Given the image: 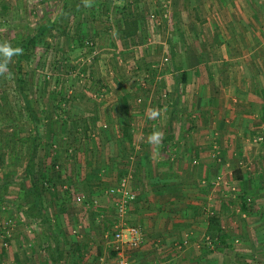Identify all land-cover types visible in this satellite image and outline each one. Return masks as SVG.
Instances as JSON below:
<instances>
[{
	"label": "rangeland",
	"instance_id": "374dc122",
	"mask_svg": "<svg viewBox=\"0 0 264 264\" xmlns=\"http://www.w3.org/2000/svg\"><path fill=\"white\" fill-rule=\"evenodd\" d=\"M90 3L88 7L85 0H65V5L63 0H0V42L8 41L12 46L20 43L58 14L61 16L60 23L65 26V30L57 35L53 30L54 35H50L48 44L33 48L30 60L22 64L27 72L21 75L26 80L24 94L36 122L24 107L16 76L8 68L0 75V242L3 247H11V239L15 238L12 233L15 234L13 230L17 224L25 221V226L34 228L30 221L22 217L32 198L28 193L30 178H40L43 174L47 189L43 195L49 197V190L58 194L59 188H55L54 182L60 181L61 171L71 172L77 163H81V156L79 158L76 150L88 145L94 149L100 146L96 137L113 124L110 117H113L114 103L119 104L121 112L117 124L135 128L140 126V120H134L135 114L129 113L130 108L141 110L144 119V103L147 100L153 98L165 103V100L181 99L188 104V107H183V110H188L187 127L192 125L196 129L197 124L193 121L197 120L207 132L210 128L199 116H202L201 106L208 105L210 101L213 106L214 100L218 102L224 94L220 88L225 83L222 74L228 62L206 55L196 57L194 48L206 51V45L187 42L188 35L184 30L191 32L192 29L175 23L176 0H90ZM182 13L179 12L180 16ZM128 21L133 22L136 33L124 37L122 31ZM79 37L83 44L79 43ZM210 68L214 72L212 76H208ZM184 72L187 75L180 94L172 87L177 84V79L182 81ZM216 84L218 90L215 89ZM168 107L167 102L163 109ZM122 111L129 114L123 115ZM130 115L133 117L129 118ZM126 118L132 123L128 124ZM252 126H255L254 129L246 133L249 138L245 136L244 140L252 148L249 150L258 152L257 159L241 163L242 159L237 154L233 157L237 160L236 166H242L239 170H242L240 174L246 175L245 179L239 180L236 170L231 172L217 166V173L211 182L218 198L214 203L215 209L206 206V214L222 213L224 232L228 237L225 243H213L206 235L197 239L196 253L207 251L200 254L202 261L211 259L212 264H264V117ZM93 139L94 144L90 142ZM216 142L212 144V149L220 163L223 153L218 144L221 142ZM232 146L235 149L234 143ZM98 153L99 149L91 153V157L88 156L90 168L93 163L97 168V162L103 155ZM115 172L112 170V177H115ZM73 174L76 175V172L73 171ZM52 175L54 182L53 179L50 181ZM97 180L91 179L92 182ZM253 183L255 185L251 187ZM69 187L73 186L68 182L61 185L63 192H69ZM84 189V192L89 189L90 196L91 191L93 196L96 195V187ZM76 197L85 199L76 198L75 202L87 201L85 193L80 192ZM89 204L87 220L78 227L86 233L83 241L95 246L103 261L111 259L113 264H118L117 253L120 250L111 249L113 245L121 246L109 225L113 213L99 210L96 203ZM242 204L246 206L245 210ZM46 206L49 214L52 204L47 202ZM221 209L225 211L221 212ZM59 211L63 213L60 207ZM67 221L69 223L70 219ZM84 226L87 229L81 228ZM50 227L52 230V225ZM78 232L71 233L75 237ZM4 242L7 246L3 245ZM70 242L76 243L73 239ZM141 243L142 240L131 246L130 252L122 249L127 252L123 255L130 259L131 264L135 263L133 256L139 253ZM181 247L180 252L189 250L186 244ZM98 254L97 258H94L96 254H92L91 260L100 258ZM152 254L156 264L166 258L161 259L154 252ZM184 256L187 258V255ZM172 257L171 254L167 258Z\"/></svg>",
	"mask_w": 264,
	"mask_h": 264
},
{
	"label": "crops",
	"instance_id": "0c3cea01",
	"mask_svg": "<svg viewBox=\"0 0 264 264\" xmlns=\"http://www.w3.org/2000/svg\"><path fill=\"white\" fill-rule=\"evenodd\" d=\"M179 12H183L181 16ZM173 19L179 27L192 29L191 32L184 30L188 35V43L206 45L207 52L194 48L197 58L206 55L228 62L222 74L225 80L220 88L224 91L220 96L222 99L218 102L214 100L213 106L211 101H207L208 105L201 106L202 116H199L210 129L207 132L203 130L197 120L193 121V124H197L196 129L192 125L187 127L188 110H183V107H188V104L184 100H165V103H159L153 98L144 103V119L141 110L137 111L138 108L134 107L129 109V113L135 114L134 120H140L139 127H129L127 124L120 127L117 120L120 121L121 112L119 104L114 103L113 117H110L113 124L108 130L100 131L96 137L100 146L94 149L88 145L76 150L79 158L81 156V163H77L71 172L62 170L60 181L54 182V176H49L50 181L53 179L56 184L55 188H59L58 194L49 190V197L42 196L45 215L52 230L51 227L48 229L44 226L40 218L31 217L23 210L22 217L30 221L34 228L25 226V221L17 224L13 230L15 234L12 233L15 238L11 239V247H3L0 242V264H113L114 260L111 259L103 261L102 254L97 253L95 246L93 248L90 243L83 241V235L86 234L83 229H78L80 223L87 220L89 202L96 203L99 210L105 213L114 214L109 222L114 231L118 225L123 229L134 225L141 229L142 243L139 253L133 256L134 264H156L152 252L161 259L166 256L159 264L213 263L211 259H200V254L207 251L199 249L196 253L198 246L195 242L205 235L208 218L206 206L216 208L214 203L218 192L211 182L217 173V166L231 172L236 170L238 179L244 180L246 175L240 174L242 166H236L234 154L242 159L241 163L257 159L258 152L249 150L252 148L244 137L249 138L246 133L254 129L255 126L252 125L261 122L264 117V0H176ZM186 75L184 72L182 81L177 79L174 88L171 86L180 94L183 92L182 83L185 82ZM212 75L214 72L210 68L208 76ZM215 89H219L217 84ZM167 102L168 109H163ZM151 108L160 111L157 118L148 117L147 110ZM122 113L129 114L126 111ZM129 118L126 121L131 124ZM154 130L163 133L159 146L147 142L148 135ZM217 140L221 142L218 145L223 153L220 163L212 149V144ZM90 142L94 144L95 139ZM232 143L236 145L235 149ZM98 149V155L101 152L103 155L98 158L97 168L95 163L90 168V155ZM112 170H116L115 177L111 176ZM119 171L122 173H118ZM123 177L127 178V186L136 196L127 205L123 217H119L116 203L120 196L106 193V190L115 186ZM94 178L99 180L94 181L96 184L91 181ZM67 182L74 188L69 187V192H63L61 185ZM254 185L253 183L251 187ZM86 187H96V195L93 196L94 192L90 190V196L89 189L84 192ZM78 192L87 195L86 202H75ZM91 197L95 199L90 200ZM47 202L53 206L49 208V214ZM57 205L63 213H60ZM216 215L224 230L222 213ZM67 219H70L69 223ZM81 228L87 229L86 226ZM103 228L105 230V226ZM73 231H79L80 234L73 237ZM127 238L125 236V240H116L121 242V246L113 245L111 249L122 253L132 251V247L125 242ZM70 239L76 243H71ZM122 242H125L123 246ZM182 244H186V249H189L186 253L184 250L180 252ZM92 254H96L94 258H97V254L100 258L91 260ZM171 254L173 257L168 259Z\"/></svg>",
	"mask_w": 264,
	"mask_h": 264
},
{
	"label": "trees",
	"instance_id": "16d2710c",
	"mask_svg": "<svg viewBox=\"0 0 264 264\" xmlns=\"http://www.w3.org/2000/svg\"><path fill=\"white\" fill-rule=\"evenodd\" d=\"M63 0V4H64ZM65 5V4H64ZM61 16L60 14L56 15L55 18L51 21H49L47 24H43L39 26V28L36 29L32 34L28 35L26 39H24L22 42L17 43L13 45V47H21L23 49V53L21 55H14L11 58V62L7 64V68L13 73V75L16 76V82H18V87L20 92L23 94V102H24V107L27 108L29 111V117L35 120V116L33 115V112L30 110L29 105L27 104L25 94H24V89H25V83L26 80L23 79L21 76L22 74L26 75L27 72L24 70L23 67V62L27 63L32 55V49L35 48L39 44H48V41L50 40V35L51 37L54 35L52 34V31L55 30L56 34L62 33L65 30V26L60 23ZM133 22H125V28L123 30L122 35L124 37L131 36L134 33H136L135 26L132 25ZM132 25V26H131ZM61 29V30H60ZM130 29V30H129ZM79 36V35H78ZM80 44L82 43L81 37L78 39ZM2 43V42H0ZM26 73V74H25ZM35 149V145H34ZM40 178H30V185L28 188V193L32 195V200L29 201L28 205L25 207L26 213L30 215L31 217H37L42 220V224H45L46 227L49 229L50 223L48 219L46 218L45 215V207H44V202H43V194L44 191H46V178L42 174H40ZM43 178L42 180H39ZM242 209L245 210L246 206L242 204ZM205 235L208 237L210 241L213 243H225L226 238L228 235L224 232L221 221L219 216L216 214H209L207 218V227L205 230Z\"/></svg>",
	"mask_w": 264,
	"mask_h": 264
},
{
	"label": "built area",
	"instance_id": "2783aa9c",
	"mask_svg": "<svg viewBox=\"0 0 264 264\" xmlns=\"http://www.w3.org/2000/svg\"><path fill=\"white\" fill-rule=\"evenodd\" d=\"M106 193L118 194L120 196V199L116 203V212L119 217H123L126 212L127 205L129 202L133 201L136 196L135 193L129 190L127 186V178L125 177L121 178L115 186L108 188ZM80 199L82 198L77 197V200ZM125 236H128L126 242L130 246H136L142 238V232L141 229L135 225L126 226L124 229L118 225L117 230L114 232L115 240H123ZM3 245L7 246V243L4 242ZM118 264H131L130 259L125 257L121 251L118 255Z\"/></svg>",
	"mask_w": 264,
	"mask_h": 264
},
{
	"label": "clouds",
	"instance_id": "9594fccd",
	"mask_svg": "<svg viewBox=\"0 0 264 264\" xmlns=\"http://www.w3.org/2000/svg\"><path fill=\"white\" fill-rule=\"evenodd\" d=\"M85 5L90 7V0H85ZM23 49L21 47H13L8 41L0 43V75H3L7 70V64L11 61L14 55H21ZM10 75V73H9ZM149 118H157L160 115V111L151 108L147 110ZM163 139V133L159 130L152 131L147 138L149 144L159 146Z\"/></svg>",
	"mask_w": 264,
	"mask_h": 264
}]
</instances>
